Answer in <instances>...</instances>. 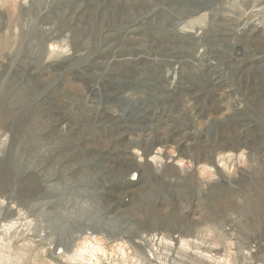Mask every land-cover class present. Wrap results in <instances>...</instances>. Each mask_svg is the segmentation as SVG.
<instances>
[{
    "label": "rangeland",
    "instance_id": "rangeland-1",
    "mask_svg": "<svg viewBox=\"0 0 264 264\" xmlns=\"http://www.w3.org/2000/svg\"><path fill=\"white\" fill-rule=\"evenodd\" d=\"M0 264H264V0H0Z\"/></svg>",
    "mask_w": 264,
    "mask_h": 264
}]
</instances>
